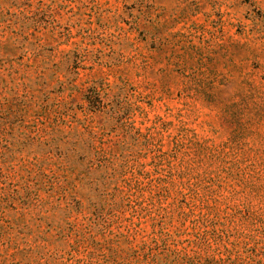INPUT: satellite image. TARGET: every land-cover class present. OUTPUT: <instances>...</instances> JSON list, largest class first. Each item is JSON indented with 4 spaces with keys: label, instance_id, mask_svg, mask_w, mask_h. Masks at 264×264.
<instances>
[{
    "label": "rangeland",
    "instance_id": "obj_1",
    "mask_svg": "<svg viewBox=\"0 0 264 264\" xmlns=\"http://www.w3.org/2000/svg\"><path fill=\"white\" fill-rule=\"evenodd\" d=\"M0 264H264V0H0Z\"/></svg>",
    "mask_w": 264,
    "mask_h": 264
}]
</instances>
